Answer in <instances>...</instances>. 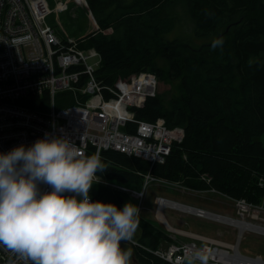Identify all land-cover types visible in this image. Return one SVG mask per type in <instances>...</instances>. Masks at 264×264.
<instances>
[{"label": "trees", "instance_id": "1", "mask_svg": "<svg viewBox=\"0 0 264 264\" xmlns=\"http://www.w3.org/2000/svg\"><path fill=\"white\" fill-rule=\"evenodd\" d=\"M87 1L98 30L82 38L80 45L102 55L100 79L110 82L148 71L178 88L173 95L169 90L158 92L136 110L139 119L162 117L168 126L185 132L183 142L174 144L165 163L156 164L152 172L190 189L214 187L233 198L262 203L264 0ZM183 22L191 24L192 33L172 37ZM220 38L222 46L214 49L213 41ZM101 160L107 169L97 172L99 177L135 189H141L142 174L150 168L146 160L113 150L103 151ZM204 173L210 182L200 179ZM127 196L99 182L90 190L95 201L120 210L130 201ZM144 211L138 242L152 249L174 242L143 216ZM136 255L137 264H171L140 248Z\"/></svg>", "mask_w": 264, "mask_h": 264}, {"label": "built area", "instance_id": "2", "mask_svg": "<svg viewBox=\"0 0 264 264\" xmlns=\"http://www.w3.org/2000/svg\"><path fill=\"white\" fill-rule=\"evenodd\" d=\"M55 2L54 11L61 12L69 10L71 3L87 0ZM51 11L48 0H0V153L20 145L29 147L47 133L48 138H69L85 155L99 151L101 156L103 151L113 150L146 160L150 168L142 174L141 189L96 174L99 183L133 197L141 213L151 183L164 181L152 172V167L165 163L172 146L183 142L184 129L168 126L162 117L154 121L139 119L136 110L158 93L157 76L141 71L110 82L100 79V52L93 47L83 48L79 40L58 35L46 21ZM91 58H98L96 66L89 62ZM200 179L210 182L211 177L202 174ZM39 187L51 191L48 185ZM163 198H156L158 212ZM246 203L250 208L254 205ZM237 221L264 236V223ZM174 231L181 237L174 235L175 241L166 247L152 249L134 238L127 242L171 264H187V255L205 248L211 253L208 264H264L262 254L248 255L240 246L223 240L181 229ZM9 258L23 264L0 246V264H8Z\"/></svg>", "mask_w": 264, "mask_h": 264}, {"label": "clouds", "instance_id": "3", "mask_svg": "<svg viewBox=\"0 0 264 264\" xmlns=\"http://www.w3.org/2000/svg\"><path fill=\"white\" fill-rule=\"evenodd\" d=\"M48 136L0 153V246L23 264H131L132 249L121 243L132 240L139 208L93 202L96 173L107 169L99 151L85 155L69 138ZM210 255L196 250L187 264H208Z\"/></svg>", "mask_w": 264, "mask_h": 264}, {"label": "rangeland", "instance_id": "4", "mask_svg": "<svg viewBox=\"0 0 264 264\" xmlns=\"http://www.w3.org/2000/svg\"><path fill=\"white\" fill-rule=\"evenodd\" d=\"M48 2L52 11L47 15L46 21L51 27L54 28L55 32L63 38L79 40V43H82V38H85L91 32L98 30L96 18L89 8L88 1L86 3L80 2L79 4L71 3L69 6V10L61 12L54 11V8L56 6L55 0H48ZM111 31L112 29L109 28V30H107L106 32L110 33ZM176 33L186 35L191 34V24L185 22L180 23L178 29L172 34V37L175 36ZM97 60L98 58H91L89 62L95 65ZM159 64L164 67L166 66V63L164 61H159ZM158 81V92L169 90V95H173L172 93L178 91L176 83H174L173 81H160L159 79ZM261 140L264 142V134L261 136ZM204 174L208 176L207 173ZM163 179V182H153L149 186L144 201L145 208L143 209L146 210L147 213H144L143 216L154 222L156 226L160 227L168 234L171 233L170 238L172 239L174 238V235L178 237L181 236L175 231L167 229L166 223H164V221L159 218L158 206L156 202V198L158 197H156L157 194L163 195L164 197H170L174 201L188 203L193 207L202 209H205L204 207H206V210L219 215H224L228 218L244 220L250 223H264V195L262 198V195L258 196V199L261 198V200H263L262 203L252 205V208H250V206L246 203L247 200L245 198H233L226 193L215 191L213 189L214 187L204 190L189 189V187L182 186L180 182L171 181L166 178ZM101 183L104 182L101 181ZM113 195L114 193L110 194V197H112ZM127 197L129 198L131 203L134 204L136 202V200L134 199V201L130 195ZM161 213L164 215V219L167 220V223L172 226H178L184 230H191L196 231L197 233L209 235L212 236L210 238L213 239L219 238L222 240H226V242L230 243L232 246L237 245L236 243L238 242V237H240L241 240L239 242V246L240 250L243 253L248 255L262 254L264 256L263 233L257 230L244 228V224L243 229L241 230V226L239 225H231L229 223H224L214 219L209 220V218L207 217H200L195 213H187L170 207L165 208L164 212L161 211ZM174 213H176V215L179 217L180 222L177 221V216H175ZM157 217L159 219H157ZM185 221H187V223H185ZM180 239L190 240V238L188 237H183V239ZM168 242L169 241H164L162 245L165 246L168 244ZM121 244V247L123 249H132L133 247L126 242H122ZM124 245H126L127 247H125ZM195 264L199 263L195 262Z\"/></svg>", "mask_w": 264, "mask_h": 264}, {"label": "bare ground", "instance_id": "5", "mask_svg": "<svg viewBox=\"0 0 264 264\" xmlns=\"http://www.w3.org/2000/svg\"><path fill=\"white\" fill-rule=\"evenodd\" d=\"M191 206L192 205L188 206V204L187 205H182V204H179V203H175L174 200L163 198L162 201H161V205H160V209H159L158 214H159L160 218L165 220L164 219V215L161 213V211L164 212V209L166 207L176 208V209H178L180 211H185V212H188V213H195L197 215L204 216V217H207V218H210V219H214V220H217V221H221V222H224V223H229L231 225H233V224L234 225H239V226H241V230L243 229L241 222L237 221L236 219L228 218V217H226L224 215H219V214L213 213V212H211L209 210H206V209H205L206 211H200V210L195 209V208H193ZM165 222H167V221H165ZM250 228L253 229V227H250Z\"/></svg>", "mask_w": 264, "mask_h": 264}, {"label": "crops", "instance_id": "6", "mask_svg": "<svg viewBox=\"0 0 264 264\" xmlns=\"http://www.w3.org/2000/svg\"><path fill=\"white\" fill-rule=\"evenodd\" d=\"M159 197V196H162V197H164L163 195H156V197ZM165 197H167V196H165ZM168 199H172V198H170V197H167ZM178 202V201H177ZM180 202V201H179ZM181 203H183V204H188V203H185V202H181ZM189 205V204H188ZM167 208V207H166ZM205 209H207L206 207H204ZM183 212H185V211H183ZM144 213H147L146 212V210L144 211ZM188 213V212H187ZM174 215L175 216H177L176 215V213H174ZM166 217V216H165ZM161 220H163L162 218H161ZM209 220H210V218H209ZM164 222L165 221H167V220H163ZM177 221H179L180 222V220H179V217L177 216ZM166 223V227H167V229H169V230H172V231H174V229H181V230H184V229H182V228H180V227H178V226H172V225H170L169 223H167V222H165ZM185 223H187V221H185ZM168 224V225H167ZM185 231H188V232H190V233H194V234H199V235H205V234H202V233H197L196 231H191V230H185ZM140 233H141V231H140V228H137V230H136V232H135V234H134V236H133V238L138 242V238L140 237ZM171 233H169V235H170ZM205 236H207V237H212V236H209V235H205ZM215 239H218V240H222V239H219V238H215ZM223 241H226V240H223ZM126 243H128V244H130V245H132L133 247H132V252H133V255H132V257H131V264H137L138 263V259H139V257L136 255V251H137V248H140V249H142V250H144L143 248H141L140 246H137V245H133V244H131V243H129V242H127L126 241ZM139 243V242H138ZM122 245V244H121ZM125 247H127L126 245H124ZM137 247V248H136ZM160 247H165V246H160ZM145 251V250H144ZM143 252V251H142ZM139 254L141 255V252H139ZM141 264V263H140Z\"/></svg>", "mask_w": 264, "mask_h": 264}, {"label": "water", "instance_id": "7", "mask_svg": "<svg viewBox=\"0 0 264 264\" xmlns=\"http://www.w3.org/2000/svg\"><path fill=\"white\" fill-rule=\"evenodd\" d=\"M175 203H178V202L175 201ZM179 204H180V203H179ZM194 208H195V207H194ZM239 240H240V238L238 239V242H237V245H236L237 247L239 246Z\"/></svg>", "mask_w": 264, "mask_h": 264}]
</instances>
